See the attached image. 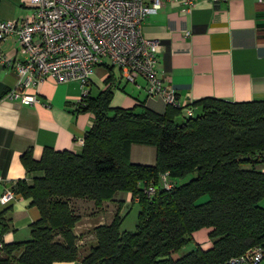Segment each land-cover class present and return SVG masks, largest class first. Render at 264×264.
Segmentation results:
<instances>
[{
    "label": "trees",
    "instance_id": "16d2710c",
    "mask_svg": "<svg viewBox=\"0 0 264 264\" xmlns=\"http://www.w3.org/2000/svg\"><path fill=\"white\" fill-rule=\"evenodd\" d=\"M115 87L111 75L78 108L94 116L81 154L48 148L40 160L31 151L22 156L29 173L44 176L33 185L19 181L14 191L41 218L31 225L30 240L3 244L0 264H220L264 247V101L204 98L192 104L199 113L178 120L183 109L172 106L164 114L144 106L112 109ZM133 144L156 147V164L130 163ZM163 174L173 181L169 190L160 187ZM149 187L156 188L151 197ZM120 193L139 204L137 231H121L118 209L111 223L91 229L93 241L79 244L76 202L101 208ZM204 228L212 246L196 244L177 256ZM8 230L0 216V241Z\"/></svg>",
    "mask_w": 264,
    "mask_h": 264
},
{
    "label": "crops",
    "instance_id": "0c3cea01",
    "mask_svg": "<svg viewBox=\"0 0 264 264\" xmlns=\"http://www.w3.org/2000/svg\"><path fill=\"white\" fill-rule=\"evenodd\" d=\"M30 5V0H0V20H25L33 12ZM185 8L166 2L143 26L144 37L160 42L163 47L158 56L159 75L176 89L180 102L193 107L192 104L204 98L234 103L264 101V0H232L228 4L197 0L192 11ZM0 51L10 59L21 60L15 36L0 43ZM111 67L107 62L96 67L90 85L91 97H97L113 75L116 87L112 109L144 106L158 114L166 112L167 106L161 100L148 99L143 80L139 81L142 85L139 89L122 79L117 68ZM18 81L14 69L0 67V178L6 179L0 184V199L11 183L25 180L33 185L36 178L44 176L43 172L26 170L22 162L25 153L31 151L35 160H40L48 148L81 154L83 145L78 141L94 123L92 113L76 108L83 94L79 81L68 84L45 81L36 92L40 101L37 105H24L7 97ZM193 109L194 115L200 111ZM185 118L188 116L183 111L178 120ZM129 160L132 164L155 165L157 149L133 144ZM259 168L264 171V165ZM17 198L8 208L0 204V216L9 227L1 237L6 245L30 240L31 225L41 218L30 199L20 195ZM129 198L132 200V195ZM125 199V193H120L116 201L104 203L101 208L92 207L76 227V234L84 236L79 244L89 242L87 234L91 228L111 223L114 212L123 210ZM86 203L77 201L76 205L83 208ZM196 241L205 250L212 246L204 247V243Z\"/></svg>",
    "mask_w": 264,
    "mask_h": 264
},
{
    "label": "built area",
    "instance_id": "2783aa9c",
    "mask_svg": "<svg viewBox=\"0 0 264 264\" xmlns=\"http://www.w3.org/2000/svg\"><path fill=\"white\" fill-rule=\"evenodd\" d=\"M203 1L228 4L232 0ZM166 2L183 5L190 12L197 0H30L33 12L28 18L0 20V43L17 37L21 55V60H13L0 51V67L14 69L19 77L7 97L24 105H37L40 101L36 92L45 81H79L83 94L78 109L90 94L96 67L107 62L120 71L122 79L139 89L143 80L148 99L181 108L192 117L193 107L181 103L176 89L159 75L161 43L143 35L147 18L157 15ZM78 142L83 145L84 138ZM5 182L0 178V184ZM16 184L5 189L0 199L3 207L17 201ZM161 185L167 190L173 187L168 174L161 176ZM155 192L154 187L145 189L148 197ZM220 264H264V247Z\"/></svg>",
    "mask_w": 264,
    "mask_h": 264
},
{
    "label": "rangeland",
    "instance_id": "374dc122",
    "mask_svg": "<svg viewBox=\"0 0 264 264\" xmlns=\"http://www.w3.org/2000/svg\"><path fill=\"white\" fill-rule=\"evenodd\" d=\"M191 178L192 177H189V178L184 179V180L179 179L176 181V183H177V185H182V184L188 182ZM170 182H173V181L170 179ZM160 187H162L161 184H160ZM125 196H126L125 205L123 207V210L121 211V216L123 217V221L121 224V231L122 232L135 233L137 231V226H138V216H139L140 207H139V204L137 202L132 201L131 198H129V196L131 197V193H125ZM128 198H129V200H128ZM205 200H207V197H204L202 199V201H205ZM262 205H264V201L262 202ZM92 207H94V205L88 204V203H86V205L83 206V208H81V209L78 206H75L78 214L81 215V218L85 215H88L90 213V211H92L91 210ZM115 212H114V214H115ZM194 235H195L194 241L192 243L186 245L180 251V253L177 254V256H182L184 254H187V253L195 250V247H196L195 245L198 244L196 240L204 243V247L206 245H212V241L209 237V229H207V228L201 229V230L195 232ZM87 238L89 239L88 241H90L92 239L90 232H88ZM201 247H203V246H201Z\"/></svg>",
    "mask_w": 264,
    "mask_h": 264
}]
</instances>
